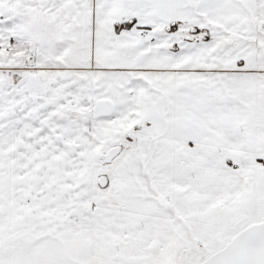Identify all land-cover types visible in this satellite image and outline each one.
<instances>
[{
  "label": "snow or ice",
  "instance_id": "snow-or-ice-1",
  "mask_svg": "<svg viewBox=\"0 0 264 264\" xmlns=\"http://www.w3.org/2000/svg\"><path fill=\"white\" fill-rule=\"evenodd\" d=\"M0 264H264V0H0Z\"/></svg>",
  "mask_w": 264,
  "mask_h": 264
}]
</instances>
